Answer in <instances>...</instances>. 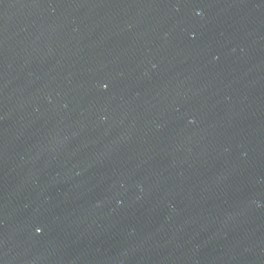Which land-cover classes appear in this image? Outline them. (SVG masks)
<instances>
[{"label": "water", "instance_id": "95a60500", "mask_svg": "<svg viewBox=\"0 0 264 264\" xmlns=\"http://www.w3.org/2000/svg\"><path fill=\"white\" fill-rule=\"evenodd\" d=\"M0 264H264V0H0Z\"/></svg>", "mask_w": 264, "mask_h": 264}]
</instances>
